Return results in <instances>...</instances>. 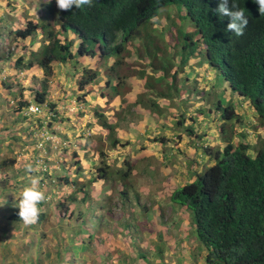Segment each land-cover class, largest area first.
<instances>
[{
	"label": "trees",
	"instance_id": "obj_1",
	"mask_svg": "<svg viewBox=\"0 0 264 264\" xmlns=\"http://www.w3.org/2000/svg\"><path fill=\"white\" fill-rule=\"evenodd\" d=\"M4 2V5L10 8L0 14V35H5L15 44L9 50L5 47L9 44L7 41L6 45L0 48V64L12 61L13 71L37 66L42 72V79L37 88L26 87L28 101L22 99L19 94L20 100L16 107L20 116L18 122L21 121L25 125L24 128H27V136H31V133L42 125L49 129L52 124L62 121L64 114L58 111L57 105L62 103L64 98L56 97L51 100L52 91L48 89V83L62 84L58 77L61 68L64 69L63 81L76 85L77 92H81L80 95L73 96L76 106L79 107L75 121L91 108L92 115L97 117L101 129L111 135L113 125L106 123V120H117L118 114L112 106L116 99L123 98L128 90L126 86L121 85L127 76H116L115 67L123 64L122 61L130 57L131 52L137 60L144 56L143 51H151L155 59L162 54L166 49L161 40L163 27L157 30L151 28V25L158 24V19L162 18L164 13L168 29L174 28L176 32L177 45L172 46L173 54H179L176 62L170 54L175 65L169 60L164 70L169 67L166 72L171 73L174 68L175 75L178 74L182 83L191 82L195 75L200 77L201 83H206L200 73L207 71L219 77L232 93L247 103L256 123L254 128H259L264 134V14L259 13L255 0H230L229 7L231 2H234L239 8L245 9L248 24L243 29L242 36L226 30L230 18L216 11L220 0H92L91 6L84 5L79 9L73 6L68 12L60 11L55 0ZM153 17H156L155 21ZM36 18L39 20L36 21ZM185 21L192 27L191 32L185 31ZM36 39L41 40L37 57L32 49ZM127 48L130 52H127ZM192 55L198 58L194 65L192 62L188 63ZM88 60H96L93 69L86 67ZM158 61L162 63L161 59ZM78 63L85 64L81 66V75ZM97 63L102 65L99 70ZM146 66L150 74L144 70H133L131 76L143 80L145 90H150L156 85L158 77L151 75L155 71L151 65ZM187 66L188 69H185ZM194 66L196 74L192 70ZM107 67L109 76L105 77L104 71ZM178 78H173L172 82L174 79L177 82ZM29 80H33L32 76ZM9 88L11 87L6 86L5 89ZM155 97L160 98L158 95ZM100 98L104 99L103 105L96 107L97 101L93 102ZM29 102L47 107L50 114L47 123L43 118L21 117L20 108ZM131 106H139L153 113L155 110L160 111L161 104L155 100L145 103L140 99ZM209 106L210 112L218 114L214 121L220 123L217 134L219 145L213 148L200 146V149H195L197 152L202 151L201 154L210 165L200 175H196L197 172L194 175L190 173L191 178H187L189 181L173 189L168 200L177 209L182 208L192 215L194 237L204 250L206 264H264V138L257 137V147H251L242 140L243 133L234 131V122H239V117L231 100L213 97ZM110 109L115 114L105 115ZM200 112L202 113V110ZM75 121L73 126H76ZM86 128L91 130V135L86 138L79 135L75 138L81 141L80 138L83 137V144H68L69 147L64 149L67 151L70 145H73V164L61 162L62 172L56 177H51L49 182L54 189L68 187L67 195L64 193L59 197L51 193V197L56 200L55 208H58V213L59 210L63 212L67 216L66 219L73 217L74 226L85 224V210L89 208L93 218L96 217L93 214L95 209L91 207L93 196L90 195L94 192L91 186L95 184H99L100 189L96 198L105 202V206L99 203L96 209H100V212L102 210L106 216L107 208L111 210L110 202L114 199L115 192L124 195L120 203L115 200L119 203V209L131 207L138 210V207L131 206L133 203L128 197V192L124 188L117 189L118 185L114 181L115 177L126 178L132 171V164L124 160L125 165H122L125 171L111 169L109 166L113 159L102 151L105 147H108V150H112L116 145L123 147L128 141L121 143L108 134L103 140L102 135L98 134L99 130L92 128L90 124ZM190 134L188 130V135ZM154 138L156 139L153 140L158 142L163 139ZM232 138H236V141ZM95 153L96 163H89L81 169L79 164L85 160L86 155L93 156ZM13 163V159L0 161V170H3V167L9 168ZM69 166L74 169L69 171ZM46 174L47 170L46 173H41L42 176H47ZM6 178L3 177L0 182L11 180ZM10 184L12 181H9ZM40 184L42 181L39 182V187L42 186ZM15 188L16 185L10 187L9 193L14 192ZM40 189L43 190L41 187ZM77 194L78 198L75 196ZM20 198L18 195L13 200L16 209L5 217L7 222H21L17 208ZM42 204L39 205V220L44 214ZM151 208L145 203L139 205V210L144 212L145 217ZM74 210H77L75 216ZM160 211L162 214V208ZM150 222L154 223L153 220ZM91 238L89 233L85 245L83 244L85 247L91 242ZM81 242L84 243V240ZM70 252L69 248H66L63 258H57L58 262L54 260V264H73L70 262L73 259ZM138 258L140 261L145 260L141 253Z\"/></svg>",
	"mask_w": 264,
	"mask_h": 264
},
{
	"label": "rangeland",
	"instance_id": "obj_2",
	"mask_svg": "<svg viewBox=\"0 0 264 264\" xmlns=\"http://www.w3.org/2000/svg\"><path fill=\"white\" fill-rule=\"evenodd\" d=\"M6 1L14 2V0ZM4 4V0H1L0 14L10 8ZM165 14L162 16L163 19H158V24L151 25V28L157 30L163 27L164 33L161 40L166 47L165 53L162 51V54L155 59L151 51H143L144 56L141 55L143 57L137 60L135 54L131 52V56L122 61L123 64L115 67L116 76L119 78L127 76L126 81H123L121 85L126 86L128 90L123 98H117L112 106L118 114L117 120L112 121L111 118L106 120V123L113 125L111 135L108 131L101 129L97 117L92 115L91 108H88L87 113L75 121L77 127L72 125V120L79 107L76 104L72 105L70 101L73 96L80 95L81 92H77L76 85L63 81L64 69L61 68L58 77L62 84L48 83V89L52 91L51 100L56 97L64 98L62 103L57 105L58 111L63 112V116L69 119L63 118L57 126L54 125L56 123L52 125L57 132L58 140L50 139V137L46 140L40 129H35L31 136H27L25 134L27 128H24L25 125L21 121L18 122L20 116H18L16 107L20 100L19 94L22 99L28 101L26 87L37 88L42 79V72L36 66L31 69L22 68L20 71H13L12 61L0 64V161L4 159L14 161L9 168L3 167L4 169L0 170V179L3 177L11 179L7 182H0V264H54V260L63 258L66 248L71 251L70 256L73 259L70 262L73 264H206L204 250L194 237L192 215L184 209H176L167 197L173 189L187 183L189 181L187 178L192 174L197 172L196 175H200L210 165L205 161V157L201 154L202 151L197 152L195 149L197 147L196 150L200 149V146L213 148L219 145L217 134L220 123L217 120L214 121L218 118V114L209 110L213 97H224L225 101L231 100L234 104L235 112L239 117V122H234V131L244 134L242 139L244 142L251 147H257V137L264 138V134L260 129L254 128L256 123L247 103L236 94H232L227 84L219 77L207 71L200 73L206 83H201L198 75H195L191 82L182 83L178 74L175 75L174 68L170 71L171 73L166 72L169 67L164 70L169 60L175 65L179 59V54L174 55L172 50V46L176 44V32L174 28L168 29ZM38 20L39 18H36V21ZM184 23L189 26L186 21ZM185 31L191 32L192 28ZM0 36V48L9 41L8 46L5 47L11 50L15 42H11V39L3 34ZM40 45L41 40L36 39L32 47L35 57L38 56ZM127 52H130L129 48ZM194 56L189 57L188 63L192 62V65L196 63L198 58L195 60ZM158 59H161L162 63ZM95 62L96 60H88L86 67L93 69ZM98 65L97 63L96 67H99L97 70L102 67ZM146 65H151L155 70L151 75L158 77V83L156 80V85L150 90H145L143 80H137L131 76L133 70H144L150 74ZM81 66L85 64H77L79 75H81ZM107 70L108 67L104 71L105 77L109 76ZM192 70L196 74V66ZM31 76L33 80H29ZM173 78H178L177 82L175 79L172 82ZM6 86L11 88L6 90ZM156 95L160 98H156ZM140 99L145 103L155 100L161 104L160 111L155 110L149 113L139 106H131ZM103 100L100 98L94 100L93 103L97 101L95 106L101 107ZM27 105L34 104L29 102ZM21 109L20 115L22 116L24 109ZM46 112L49 113L44 105L42 113L31 116V119L43 118L47 123L49 118L44 115ZM115 113L110 109L105 115L112 116ZM89 124L92 128L99 130L103 140L108 134L109 137L113 135L112 137L121 143L128 141V144L123 147L116 145L112 150L105 147L102 151L113 159V163L109 166L111 169L125 171L122 165L123 158L133 162L130 167L132 172L127 174L126 178L115 177L114 181L118 185L117 189L124 188L128 192V197L133 203L131 206L138 207V210L131 207L119 209L118 204L123 200L124 195L115 192L114 199L110 202L111 210L106 207L108 210L106 216L102 210L100 212V209H96L99 203L105 206V202L96 198V193L98 194L100 189L99 184H95L91 186L94 192L90 195L93 196L91 207L95 209L93 214L96 217L93 218L89 208L85 210V224L74 226L73 217L66 219L67 216L63 212L59 210L58 213L56 210L58 208H55L56 200L51 197V193L57 196L64 193L67 195L68 187L62 186L54 189L49 182H51V177H56L62 172L61 162L73 164V145L72 147L70 145L67 151L64 149L69 147L68 143L81 142L83 144L84 138H80L81 141H79L76 140V136L83 135L86 138L91 135V131L86 129ZM44 129L47 130L46 127ZM188 130L190 135H188ZM117 131H120L121 135H118ZM61 136L64 140L60 138ZM154 137H163L165 140H162L163 143L151 142ZM65 140H67L66 143ZM232 140L235 142L236 138ZM96 160V153L93 156L87 154L86 160L81 161L79 165L81 169H84L89 163L95 164ZM29 166L32 169L31 172L27 171ZM71 167H68L69 171L74 169ZM46 170L47 176H42L41 173H46ZM32 177H39V181H42L40 187L46 196L41 206L44 212L43 218L36 224L27 226L22 221L20 223L7 222L5 217L16 209L13 200L21 194L26 185H29ZM9 181H12L13 185H9ZM14 185H16L14 192L9 193L10 187ZM56 191H59L58 194ZM75 196L79 197L78 194ZM142 203L151 204V206L156 203L162 207L163 214L150 209L148 216L145 217L144 212L139 210V205ZM73 214L75 216L77 210H74ZM142 216H144L143 221ZM153 229L154 232L150 233ZM89 233L92 237L91 242L88 244V240L86 243L88 246L85 247ZM150 234L152 236L147 240L146 237L148 235L150 237ZM109 235L116 241L110 240ZM105 239L114 241L115 245ZM82 240L84 243L81 242ZM104 242L109 252L112 250L111 246L114 247L117 256L104 251ZM136 253L143 254L145 260L140 261Z\"/></svg>",
	"mask_w": 264,
	"mask_h": 264
},
{
	"label": "clouds",
	"instance_id": "obj_3",
	"mask_svg": "<svg viewBox=\"0 0 264 264\" xmlns=\"http://www.w3.org/2000/svg\"><path fill=\"white\" fill-rule=\"evenodd\" d=\"M55 3L60 11L68 12L73 8V6L76 9H79L81 6L84 5L91 6L92 0H55ZM255 3L258 5L259 13L264 14V0H255ZM229 4H230V0H220L216 11L220 15L230 18V22L228 23L226 28L227 31L234 32L237 36H242L243 29L248 24V18L245 15V9L239 8L238 5L234 2H231V7H229ZM152 19L153 21H155L156 17H153ZM188 28H192V27L187 26L186 29ZM72 101L74 102V104H76L73 99ZM27 106L29 105L22 107V109L25 110ZM34 106H38L41 109V113H42V107H44L43 105L34 104ZM44 115L46 116V118H50L49 113L46 112ZM31 116H36V115H30V116L22 115L21 117H31ZM44 127L46 126L42 125L41 128H39L41 133L45 136L46 140L49 139V137L50 139H52L50 134V132L52 131L50 129L51 127L47 130H45ZM31 170L32 169L29 166L27 168V171L31 172ZM39 182H40L39 177H32L30 179L29 185L25 186L20 194L21 198L19 199L17 205V208L19 209L18 216H19V220H21L26 226L34 225L38 222L41 214V209L39 205L45 202L46 200L45 193L39 187Z\"/></svg>",
	"mask_w": 264,
	"mask_h": 264
},
{
	"label": "crops",
	"instance_id": "obj_4",
	"mask_svg": "<svg viewBox=\"0 0 264 264\" xmlns=\"http://www.w3.org/2000/svg\"><path fill=\"white\" fill-rule=\"evenodd\" d=\"M194 59L196 60L197 58L195 57ZM70 102L72 103V105L74 104L73 101H70ZM74 109H75V108H74ZM74 109H72V111H73ZM72 111H71V112H72ZM75 114H76V113H75ZM65 115H66V114H65ZM74 116H75V115H74ZM63 118H65L66 120L69 119V118L66 117V116H64ZM63 118H62V119H63ZM74 118H75V117H74ZM73 121H75V119L72 120V123H73ZM57 124H58V123H56V124H54V125L57 126ZM52 125H53V124H52ZM52 125H51V130H52V131L50 132V134H51L53 140H58V139H57V137H58L57 132L53 129ZM86 129H87V128H86ZM87 130H88V129H87ZM89 131H91V130H89ZM64 133H66V131H64ZM98 134H100L99 131H98ZM117 134H118V135H121L120 131H117ZM77 136H78V135H77ZM136 136H138V135H136ZM64 137H65V136H64ZM60 138L64 140V138H63L62 136H61ZM154 139H156V138H154ZM162 140H165V138L162 139ZM162 140H161V142H158V140H157L156 142H158V143H163L164 141H162ZM152 141H155V140H152ZM54 142H55V141H54ZM66 142H67V140H65V143H66ZM55 143H56V142H55ZM73 143H75V142H73ZM73 143H72V144H73ZM68 144H70V143H68ZM123 156H124V155H123ZM123 156H122V157H123ZM85 160H86V158H85ZM85 160H84V161H85ZM124 160H127V161H128V159H127V158H123V165H125V164H124V163H125ZM128 162H129V161H128ZM129 163L133 165V162L130 161ZM131 169H132V168H131ZM131 172H132V171H131ZM189 173H191V172H189ZM169 194H170V193H169ZM168 197H169V195H168ZM168 197H167V198H168ZM145 204H146V203H145ZM142 205H143V203H142ZM146 205H147V206H148V205L151 206V204H146ZM173 206H174V205H173ZM151 207H155V208H151V211L155 210L156 212H158V213L161 214L160 208H162V207H160V206L157 205L156 203H154ZM174 207H175V206H174ZM175 208H176V207H175ZM176 209H177V208H176ZM178 209L181 210L182 208H178ZM162 214H163V213H162ZM162 214H161V215H162ZM159 218H160V217H159ZM150 221H151V220H150ZM161 224L163 225L162 222H161ZM3 231H5V230L3 229ZM153 231H154V229H153ZM150 233H151V232H150ZM151 236H152V234H150V237H149V235H148V236L146 237V239H147V240L150 239ZM109 239H110V240H115L114 238H112L111 235H110ZM105 240L107 241V239H105ZM115 241H116V240H115ZM107 242H110V244L115 245L114 241H107ZM104 244H105V245H104V248H105L104 251L106 250L107 253H112V254H114V256H117V255H116V251L114 250V247H113V246H111V249H112V250L109 252V251L106 249V247H105L107 244H106L105 242H104ZM159 246H160V245H159ZM159 248H160V247H159ZM136 255L138 256L139 254L136 253ZM155 259L157 260L158 258H155Z\"/></svg>",
	"mask_w": 264,
	"mask_h": 264
},
{
	"label": "built area",
	"instance_id": "obj_5",
	"mask_svg": "<svg viewBox=\"0 0 264 264\" xmlns=\"http://www.w3.org/2000/svg\"><path fill=\"white\" fill-rule=\"evenodd\" d=\"M41 113V109L38 106L29 105L24 110L23 116L38 115Z\"/></svg>",
	"mask_w": 264,
	"mask_h": 264
}]
</instances>
